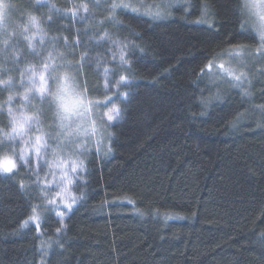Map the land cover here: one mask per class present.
<instances>
[{
  "label": "trees",
  "instance_id": "16d2710c",
  "mask_svg": "<svg viewBox=\"0 0 264 264\" xmlns=\"http://www.w3.org/2000/svg\"><path fill=\"white\" fill-rule=\"evenodd\" d=\"M3 2L14 7L0 21V80L11 77L13 83L0 85V129L8 124L9 106H23L30 115L33 105L42 107L38 99L23 101L32 72L23 87L21 73L30 65L43 71L35 52L47 49V56L53 37H61L55 55L67 51L63 37L71 42L77 29H91L79 35L77 55L65 57L78 61L88 53L76 83L87 81L90 100L116 95L104 91L105 69L113 88L121 77H131L132 84L119 88L121 94L131 90L126 103L117 98L93 109L94 132L76 139L88 150L78 154L85 170L70 171L71 212L59 203L50 154L38 162L32 157L31 167L21 166L10 179L0 175V264H264V58L246 54L241 66L230 54L236 45L259 46L248 15L240 12L244 0H119L140 13H165L153 20L119 12L140 38L106 26L114 39L127 37L145 50L126 52L131 72L120 67L118 54L114 59L112 44L98 39L104 29L71 15L78 4L92 8L89 0H48L59 13L36 0ZM30 15L53 22L37 27L29 24ZM209 60L212 70L201 75ZM217 63L248 79L234 87L223 70L216 71ZM9 95L11 105L5 103ZM114 108L122 119L108 127ZM33 169L48 183L46 200L33 183ZM20 181L27 185L23 191ZM34 205L41 206L39 235L24 223ZM58 213L66 225L60 233Z\"/></svg>",
  "mask_w": 264,
  "mask_h": 264
},
{
  "label": "snow or ice",
  "instance_id": "6c2138e0",
  "mask_svg": "<svg viewBox=\"0 0 264 264\" xmlns=\"http://www.w3.org/2000/svg\"><path fill=\"white\" fill-rule=\"evenodd\" d=\"M92 8L88 7V4L82 3L76 5L75 9L70 10L71 15L74 19L79 20H91L95 26L104 29L102 34L98 37L100 41L110 42L116 52L113 53L115 59L118 54V63L120 67L126 68L131 72V64L127 59L126 52L128 50H138L141 54H145V50L141 48L139 44L135 41L125 37L124 39L113 38L111 31L106 29L107 25H112L117 29L127 30L131 36L140 38L141 34L136 32L131 25H126L119 18V12H130L132 14H139L142 16H149L151 19H160L165 13L157 12H145L140 13L139 9L132 7L130 4H125L119 2V0H89ZM37 6H48L51 10L56 13L61 12V9L57 8L54 4H49L48 0H36ZM14 6L10 4H5L3 0H0V21H6L7 12L10 11ZM80 9H83L85 15H80ZM97 9L98 11H93ZM65 15L69 13V10H64ZM241 15L247 14L250 18L252 16H259L262 23L256 26V32L252 35V39L258 40V47L251 50L246 45H236L230 49V54L233 59H236L241 66L245 65L244 57L246 54H251L259 58H264V0L261 3H257V0H244L240 7ZM103 13H107L102 19H97V16H102ZM53 22L51 16L47 17L46 20L38 21L36 17L29 16V24L36 25L39 27L40 23ZM246 25H241V32L244 33L246 30ZM27 27L24 31H28ZM91 29H77L78 36L71 42L68 41L67 37H63L65 43L63 47L67 50L66 52H53L56 50L58 41L61 37H53L51 49L48 51V55H44V51L35 52V56L43 61L42 68L43 71L37 73L33 70V66H29L24 72L21 73V87H23V81L27 71H31L32 75L27 76V80L30 82L31 86L25 89L23 93V101L31 103L32 100H39L42 107H36L35 111L30 115L21 106L20 109L14 110L12 107H8V124L4 129H0V160L3 161L0 164V175L5 178H12L19 174V169L21 166L31 167L32 156L37 157V162L42 159L45 155L50 154L53 159L47 161L49 165V172L51 173L53 169L59 171L60 175L64 179H68V171L72 173H77L79 171L85 170L84 161L79 159L78 154H82L88 150V146L76 144V139L81 136L80 125H77L76 130H72V125L76 123L77 120L85 119L89 113L97 107H106L108 104L112 103L114 99L119 98L122 102H127L128 97L131 95V90L128 93L121 94L119 92L120 87H129L132 84L131 77H121L119 81H116V87L113 88L110 79L108 78L109 69H105L104 78L106 83L104 84L105 92H115L116 95L108 96L103 101H87L85 102L84 96L86 95L87 81L77 84V77L89 62L90 57L87 52L80 54V59L76 60H66V56L75 57L77 55L75 49L80 46L82 41L79 38L80 34H87V31ZM7 32L5 28V33ZM29 40V47L34 48L31 44L32 37H26ZM95 39V38H92ZM8 42L5 41V44ZM59 61V62H57ZM99 66V65H98ZM214 66V61L209 60L204 68L201 69V75L205 72H210ZM215 67L223 70L224 64H215ZM64 69V72H61ZM45 73H47V78ZM221 75L228 80L230 84L234 87L240 88L243 83L248 79L247 73L239 72L238 74L233 71H222ZM38 76V82L36 77ZM52 81V83H49ZM13 80L11 77L7 80H0V85L5 88L12 87ZM79 88V91L76 89ZM98 90V89H93ZM17 96L20 94L17 93ZM244 96H250L247 91L242 92ZM14 102V96L9 95L5 103L11 105ZM113 114L107 115L105 123L108 127H111L114 118L120 117V109L114 108ZM3 112V107L0 106V114ZM51 120V123L46 127L44 122L46 120ZM94 132V128L92 130ZM30 133H37L30 135ZM83 135L90 138L88 131H84ZM49 140L52 143H49ZM71 149V151H66V149ZM111 149H109L110 151ZM7 153H10L8 155ZM73 155L77 158L73 159ZM33 174L36 179L33 181L37 187L41 189L40 199H47L48 183L42 182L39 172L33 169ZM46 180V178H44ZM27 185L24 181H20V188L23 191ZM59 195V194H57ZM75 202V201H74ZM41 207L40 205H34L32 208V215L24 223L32 224L37 229V234L39 235L40 220L37 214V209ZM64 207L71 212L73 205L65 204ZM58 218L61 220V226L56 231L60 233L66 225L63 224V214L58 213ZM43 250V249H42Z\"/></svg>",
  "mask_w": 264,
  "mask_h": 264
},
{
  "label": "rangeland",
  "instance_id": "374dc122",
  "mask_svg": "<svg viewBox=\"0 0 264 264\" xmlns=\"http://www.w3.org/2000/svg\"><path fill=\"white\" fill-rule=\"evenodd\" d=\"M262 0H257V3H261ZM249 17V16H248ZM252 27L256 30V26H259L262 21L260 20L259 16H252L251 18L249 17ZM219 64V63H217ZM225 66V65H224ZM216 71H218L219 69L216 68ZM233 71V68L230 67H224L223 71ZM222 72V71H220ZM76 91H79L78 88L76 89ZM85 102L87 103V101H89L90 99L88 97H86V95L84 96ZM93 101V100H91ZM93 110L89 113V115L83 119V120H77L75 125L77 127V125L81 126V130L82 133H84V131H88L89 134H92V128H93ZM35 155H33L32 157H34ZM36 157V156H35ZM36 160V158H35ZM3 161L0 160V164H2ZM68 171V179H64L61 177L59 171L54 169V175H55V183H54V187L56 188L57 191V195L58 196V200L60 204H69V202L72 200V191H71V184H72V180H71V175H70V169L67 170Z\"/></svg>",
  "mask_w": 264,
  "mask_h": 264
}]
</instances>
